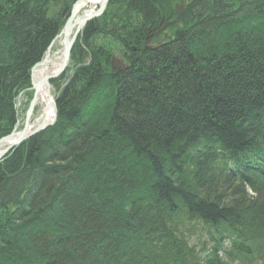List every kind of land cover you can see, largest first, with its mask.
<instances>
[{"label":"trees","instance_id":"obj_1","mask_svg":"<svg viewBox=\"0 0 264 264\" xmlns=\"http://www.w3.org/2000/svg\"><path fill=\"white\" fill-rule=\"evenodd\" d=\"M77 1L0 0V139ZM70 64L0 160V264H264V0H111Z\"/></svg>","mask_w":264,"mask_h":264},{"label":"water","instance_id":"obj_2","mask_svg":"<svg viewBox=\"0 0 264 264\" xmlns=\"http://www.w3.org/2000/svg\"><path fill=\"white\" fill-rule=\"evenodd\" d=\"M81 0H78L71 11L70 17L67 20L64 28L60 31V33L56 36V38L53 40L49 50L51 49V47L54 45L55 41L57 40V38L62 37L63 34L66 33H71L70 38H67L66 36H63V63L61 65V67L59 68V70L57 72H55L54 74L51 75H47L44 78H42L41 80L38 81V83L34 82V71L36 69L37 66H39L44 59L37 63L33 68H32V75H31V81H32V90H34V94L33 97L29 103L28 109L26 111V115H25V119H24V123H23V127L22 129L18 130L19 128V123L20 120L18 121L16 127L14 128V130L2 137L0 139V143L5 141V140H10L11 143L6 146L4 149H0V160L4 158L5 155H7L9 152H11L14 148H16L17 146H19L20 144H22L26 139L30 138L31 136H33L34 134H36L37 132L43 130L44 128H46L47 126L53 124L56 121V116H57V106H56V99L54 101V107H55V113H54V117L52 119L51 122L48 123H41L38 124L37 127H35L34 129H30V124L31 121L33 119L34 116V112L36 109V105H37V101H38V91L39 89L47 82L57 79L59 78L67 69L69 63H70V58H71V52L73 49V46L78 38V36L80 35V33L82 32L83 28L85 27V25L92 19H95L97 17H100L101 15H103V13L106 11L107 6L109 4V2L111 0H101L99 2L98 8L94 9L92 12L90 13H86V11L80 16L78 22H77V26L75 27L74 24V9L75 6L80 2ZM178 18L181 17L182 13H183V9L182 8H178ZM112 68L114 71H123L124 69L127 68L126 63L121 60L120 58H118L117 56H114L112 59Z\"/></svg>","mask_w":264,"mask_h":264},{"label":"bare ground","instance_id":"obj_3","mask_svg":"<svg viewBox=\"0 0 264 264\" xmlns=\"http://www.w3.org/2000/svg\"><path fill=\"white\" fill-rule=\"evenodd\" d=\"M101 0H81L74 9V24L76 28L77 26V22L80 18V13L88 6L91 5V9L87 10L86 13H90L92 12L97 5H99V2ZM63 36H66L67 38H70L71 33H66L63 34ZM63 63V55L62 53H58V54H52L51 51H49L44 59V61L36 67L35 71H34V82L38 83L39 80H41L42 78H44L47 75H51L54 74L55 72H57L59 70V68L61 67ZM53 87L49 82L45 83L38 91V101L37 104H41L44 108L43 110V114L32 119L31 124H30V129H34L35 127L38 126V124L41 123H48L51 122L53 117H54V113H55V107H54V95L52 93ZM21 128H19L18 130H20ZM11 143L10 140H5L3 142L0 143V149H4L6 146H8Z\"/></svg>","mask_w":264,"mask_h":264},{"label":"rangeland","instance_id":"obj_4","mask_svg":"<svg viewBox=\"0 0 264 264\" xmlns=\"http://www.w3.org/2000/svg\"><path fill=\"white\" fill-rule=\"evenodd\" d=\"M180 4V3H179ZM182 7V5L180 4V5H178L177 7H176V9H178V8H181ZM92 7H91V5H88L81 13H80V16L85 12V11H87V10H89V9H91ZM98 8V5L96 6V8L95 9H97ZM170 25V24H169ZM169 25H167V24H165L162 28H164L163 30H162V32H164V30L165 29H167V27L169 26ZM168 32V31H167ZM63 37H59V38H57V40L55 41V43H54V45L51 47V49L50 50H48V52L49 51H51V53L52 54H58L59 52L60 53H62V55H63ZM47 55V54H46ZM71 68V64L68 66V69H70ZM67 70V69H66ZM70 71V70H69ZM50 83H51V81H50ZM61 83V81H59V82H56V84H54V83H51V85H52V87H53V90H52V93H53V95H54V98H55V96H56V93H57V90H58V86H59V84ZM32 90V89H31ZM33 91V94H34V90H32ZM33 94H32V97H33ZM32 99V98H31ZM25 102H27V98H26V96L25 95H20V98L18 99V107H19V109H20V123H19V128H22L23 127V123H24V119H25V115H26V111H27V109H28V106H29V104H27V105H25ZM25 105V106H24ZM43 110H44V108H43V106L41 105V104H37L36 105V109H35V112H34V116H33V119L34 118H36V117H38V116H40V115H42L43 114Z\"/></svg>","mask_w":264,"mask_h":264}]
</instances>
